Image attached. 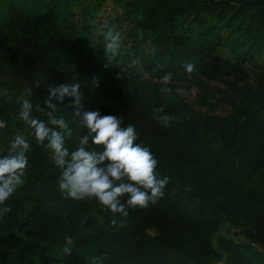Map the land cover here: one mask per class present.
Listing matches in <instances>:
<instances>
[{
    "label": "trees",
    "instance_id": "16d2710c",
    "mask_svg": "<svg viewBox=\"0 0 264 264\" xmlns=\"http://www.w3.org/2000/svg\"><path fill=\"white\" fill-rule=\"evenodd\" d=\"M62 2L49 0L42 20L20 32L8 27L21 11L5 7L0 27L12 33L18 58L13 53L0 60L36 81L45 77L48 84H60L61 71L69 82L78 81L85 108L121 117L122 127L133 125L137 143L150 148L158 162L156 172L169 182L162 199L147 209L130 208L127 217H114L96 199L67 198L58 188L60 170L50 150L36 143L19 119L20 106L0 92V119L7 122L0 130V156L8 154L16 135L31 144L24 184L7 202L12 211L0 218V264L59 262L50 256L52 250L62 251L61 264H96L105 253L102 264H264V254L257 250L264 248V61L256 65L253 86L237 85L246 74L244 61L264 54V0H132L124 7L122 24L151 32L153 46L148 52L133 45L121 48L109 68L104 67L103 36L89 37L85 15L73 13L58 21L65 25L62 35L49 28L46 20L57 19ZM80 34L88 42L73 53L82 57L75 69L67 57L72 46H81L76 38ZM219 49L236 61L222 59ZM130 57L135 63L127 66ZM186 63L195 64L191 74ZM120 71L124 78L116 79ZM169 72L173 79L167 87L173 92L164 96L160 80ZM93 77L102 85L90 104ZM210 80L226 86L227 92L218 97L229 107L226 116L195 113L174 95L177 88L204 89V81ZM37 88L41 99L46 98L47 86ZM67 104L59 109L65 118L72 111ZM40 106L44 120L43 100ZM160 107L176 117L168 127L154 119V109ZM69 118L71 151L85 130ZM113 218L123 226L113 227ZM222 223L240 228L245 242L213 240ZM66 235L74 237L70 254L64 251ZM9 242L18 248L8 255Z\"/></svg>",
    "mask_w": 264,
    "mask_h": 264
},
{
    "label": "clouds",
    "instance_id": "9594fccd",
    "mask_svg": "<svg viewBox=\"0 0 264 264\" xmlns=\"http://www.w3.org/2000/svg\"><path fill=\"white\" fill-rule=\"evenodd\" d=\"M105 41L107 62H111L120 54L123 37L115 26L100 33ZM135 61H133V64ZM162 69V65H157ZM195 70L194 63H186L185 71L191 74ZM116 79H122L123 73L116 74ZM173 79L171 72L161 77L160 89L164 96L173 92L170 85ZM46 84L48 95L43 99L47 119H39L33 115L34 110L41 108L34 103L31 93L21 100L19 119L30 129L37 144L46 147L53 156L55 166L60 170L57 178L58 188L67 198L73 200L96 199L110 210L113 216L127 217L129 209H147L150 204H156L164 196V189L169 177L161 178L156 172L157 160L150 148L137 143L139 134L136 128L129 124L122 127V118L116 115H102L99 110H87L83 104L81 85L78 81L60 84H48L42 77L36 82V87ZM92 84L98 88L100 78L93 77ZM182 94L183 89H175ZM68 102L72 121L85 130L78 140L74 150H69L67 141L73 137L74 130L65 116L60 113V105ZM154 119L168 127L176 117L164 112V108L154 109ZM7 127V122L0 119V130ZM90 146L102 148L95 150ZM31 144L24 135H16L8 154L0 156V218L12 211L7 202L23 186L24 177L29 163L28 153ZM127 197L126 202H122ZM113 227H122V222L113 218ZM74 237L65 236L64 251L71 253ZM107 253L96 264H102Z\"/></svg>",
    "mask_w": 264,
    "mask_h": 264
},
{
    "label": "rangeland",
    "instance_id": "374dc122",
    "mask_svg": "<svg viewBox=\"0 0 264 264\" xmlns=\"http://www.w3.org/2000/svg\"><path fill=\"white\" fill-rule=\"evenodd\" d=\"M132 0H63L60 3V12L57 15V19L54 17L48 18L47 24L49 28H55V30L60 33L61 35L65 32L63 24H60L58 21L61 19H68L70 14L73 13H81L85 15L87 19V25L89 30V37L93 35H100L102 32H106L109 27L115 26V28L121 33L123 42H125L126 46L122 45L123 49H127L130 46H136L137 49L141 51L148 52L151 46H153L152 41L154 36L151 32L146 31L142 33L138 29L128 30V26L122 24V21H125V11L124 7L127 3L131 2ZM49 0H0V19L4 18L3 15L7 13L5 7L9 8V10H20L21 11V18L16 19L13 24H11L8 29L15 30V31H22L28 27H33L37 25L39 21H41V17L43 14L46 13ZM108 3L112 5L113 11L111 15L108 17L107 22L105 23V28H101L102 23L100 19L103 15V7ZM17 8V9H16ZM4 11L2 12V10ZM24 14V15H23ZM13 16V13H11ZM37 15V21H36ZM10 16V14H9ZM23 19V20H22ZM17 24H20L19 26ZM129 28H131L129 26ZM14 31V32H15ZM12 33L8 30H4L0 27V56L3 57H10L15 53L16 48L13 46L12 42L10 41V35ZM77 42H80L81 46L76 48L78 44L72 46L71 52L67 58H70L69 63L75 66L77 69L78 62L80 58V54L76 57L74 56V52L79 50L81 47L88 42L87 37L85 35L80 34L77 36ZM84 49V48H83ZM105 49V48H104ZM86 50V49H85ZM85 50H82L81 53L84 54ZM218 55L224 59L228 60L229 62L234 63L236 60L230 56V54L225 51L224 49L218 50ZM14 59L18 58V54H14ZM133 57L127 59L126 65H130L133 61ZM264 61V54H257L255 55L251 61L245 60L244 61V71L245 75L241 76V80L237 83L238 86L240 85H250L253 86L255 81L258 77V70L256 65H262ZM15 66L12 64H3L2 60H0V92L7 93L11 99L21 107V100L24 98H28V93H31L30 99L37 104L44 99H41V93L39 89L35 86L36 80L33 78H29L26 73L22 69H15ZM17 70V71H16ZM78 71V70H77ZM16 75L14 76V74ZM60 76H63L62 79H57L56 82H63L64 80L68 83L69 79H65L66 75L63 74L61 71ZM206 88L201 89L197 86H193L188 90H184L182 94L174 92V95L183 101L186 105L190 107L195 113L198 114H207L211 116H226L229 112V107L223 103L218 102V97L221 93H226L227 89L226 86L220 82L216 81H204ZM41 85V84H40ZM46 85V84H45ZM102 83H100V86ZM92 95L89 98L90 104H95L97 101V96L100 94L98 88L92 87L91 89ZM96 98V99H95ZM36 114L35 117L39 119H43V115H45L41 109L35 110ZM71 111L67 113L66 118L68 121L71 117L69 114ZM47 119V116H44V120ZM52 156V153L50 152ZM53 157V156H52ZM217 237L225 238L226 240L232 241L234 243H244L245 240L242 235V230L240 228H236L234 226H230L227 223H222L216 233L213 236V240ZM17 246L13 242H9L7 247L5 248L6 253H15L17 251ZM257 250L264 254V248L257 247ZM8 254V255H9ZM61 250H52L50 252V256L53 259H56L59 262H53L52 264H61Z\"/></svg>",
    "mask_w": 264,
    "mask_h": 264
},
{
    "label": "built area",
    "instance_id": "2783aa9c",
    "mask_svg": "<svg viewBox=\"0 0 264 264\" xmlns=\"http://www.w3.org/2000/svg\"><path fill=\"white\" fill-rule=\"evenodd\" d=\"M112 11H113L112 5L106 3L103 7V15L100 19V22L102 23L101 28H105V23L107 22V19L111 15Z\"/></svg>",
    "mask_w": 264,
    "mask_h": 264
}]
</instances>
